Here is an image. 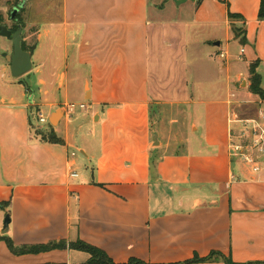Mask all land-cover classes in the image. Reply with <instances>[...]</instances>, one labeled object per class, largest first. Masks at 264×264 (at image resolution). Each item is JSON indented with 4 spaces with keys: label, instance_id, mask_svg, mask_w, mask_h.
Masks as SVG:
<instances>
[{
    "label": "crops",
    "instance_id": "obj_1",
    "mask_svg": "<svg viewBox=\"0 0 264 264\" xmlns=\"http://www.w3.org/2000/svg\"><path fill=\"white\" fill-rule=\"evenodd\" d=\"M2 2L5 19L16 0ZM260 4L26 0L33 78L5 79L12 75L1 53L12 46L0 36V203H10L0 208V236L16 246L83 241L118 264H178L214 252L264 262V161L254 172L233 150L254 125L246 121L264 113L239 118L242 106L262 104L250 91L258 62L264 90ZM230 12L242 19L230 21ZM233 25L245 30V45ZM71 103L86 110L70 117ZM43 110L49 126L64 112L42 130L62 144L36 134ZM90 258L69 248L16 255L0 241V264Z\"/></svg>",
    "mask_w": 264,
    "mask_h": 264
},
{
    "label": "trees",
    "instance_id": "obj_2",
    "mask_svg": "<svg viewBox=\"0 0 264 264\" xmlns=\"http://www.w3.org/2000/svg\"><path fill=\"white\" fill-rule=\"evenodd\" d=\"M22 1L23 0H16L15 7H17ZM23 10L24 9H22L21 11ZM258 18L260 21H264V0H261ZM229 19L230 21H233L234 19H242V17L236 14H232L230 12ZM3 21L4 19L0 12V25H2ZM19 25L25 28V25L21 21L20 17L17 16L15 19V25L14 27L11 28V30L13 32L17 31ZM232 30L235 34V38L240 40V44L245 45L247 43L245 30L243 28H237L234 25L232 26ZM23 48L24 50L30 51V52H32L34 49V48L27 47L25 43H23ZM258 63H253L251 64V67H250V75H251L250 91L254 95H257L264 102V90L261 87V77L256 72V68L259 65ZM50 128H52L51 125H50ZM36 134L41 138L43 142L52 143V144H62L63 143V140L60 139L56 135L53 129L49 132H43L42 130L37 129ZM0 208L9 211L10 203H0ZM6 220L9 221V224H10L11 218L9 214ZM0 241H4L7 244L10 251L16 255L39 254V253L48 252L52 250H57V249L62 250V249L69 248V249L84 251L90 254L91 258L87 264H118V263H115L104 251L94 246H91L83 241H77L75 243H70L69 245L67 244V242L61 241V242H51L46 245H35V246H16L14 242L12 241V239L8 236H0ZM218 260L223 261L225 264H238V263H235L230 257H226L219 252H214L207 258L201 259V258L196 257L195 259L191 261H187L184 263H178V264L212 262V261H218ZM123 264H148V263L142 262L137 259H131L128 263H123ZM244 264H264V262H249V263H244Z\"/></svg>",
    "mask_w": 264,
    "mask_h": 264
},
{
    "label": "water",
    "instance_id": "obj_3",
    "mask_svg": "<svg viewBox=\"0 0 264 264\" xmlns=\"http://www.w3.org/2000/svg\"><path fill=\"white\" fill-rule=\"evenodd\" d=\"M186 1V0H185ZM26 0H23L12 11L11 18L16 19V16L22 9L25 8ZM0 36L12 42V51L10 53H1V56L10 66V72L13 78L18 79L30 73L33 70L32 53L23 48V27L19 25L17 31L13 32L9 27L0 25ZM63 111H58L50 120L53 127L58 125V120L63 116ZM9 221H5L4 231L8 232Z\"/></svg>",
    "mask_w": 264,
    "mask_h": 264
},
{
    "label": "rangeland",
    "instance_id": "obj_4",
    "mask_svg": "<svg viewBox=\"0 0 264 264\" xmlns=\"http://www.w3.org/2000/svg\"><path fill=\"white\" fill-rule=\"evenodd\" d=\"M3 0H0V8H2V4H4L3 2H2ZM43 2H47V0H42ZM55 1V0H54ZM26 7L27 6H25V9L24 10H26ZM24 10L23 11H21V12H19L18 14H17V16H19L20 17V19H21V21L23 22V20H24V18H25V15H26V13H24ZM13 11V8H12V6H10L9 7V11H7L6 13H7V16L5 15L4 16V21H3V23H2V25H5V26H7V27H10V29L12 28V27H14V25H15V22H13L12 20H10L9 18H10V16H11V12ZM175 14H177V13H175ZM173 14H171L170 16H172ZM16 16V17H17ZM24 24V23H23ZM37 26V25H36ZM23 33H24V35L26 36V41H27V45H29L30 47L31 46H33L34 44H35V42H36V35L35 34H33L32 32H31V26H26L25 25V28H23ZM0 41L2 42V43H4L5 42V40H3V39H0ZM11 46H12V42H10V49H11ZM237 50L239 51L240 50V48H237ZM38 55H37V57L34 59V61H35V67L37 66V59H38ZM3 61V57H1V62ZM33 71H31L30 73H28V74H26V75H24L23 77H24V79H29L30 77H34L33 76ZM5 79L6 80H10V81H12V79H14L12 76H10L9 75V73L8 72H6V75H5ZM261 100V99H260ZM262 101V100H261ZM262 104H259V106H257V105H254L253 107H251V106H242V108L240 109V114H239V118H240V120H246V118H257V115L258 116H260V114L262 113V111L264 112V110H263V108H264V102L262 101L261 102ZM78 104V103H77ZM263 106V107H262ZM258 107H259V109H261L262 108V110H258ZM254 108L256 109L255 111H254ZM257 112V113H256ZM43 115L46 117V119L48 120V118H49V116H50V112L49 111H47V110H43ZM64 123V122H63ZM261 125H263L264 124V113H263V115L261 114V121L259 122ZM62 126H63V124H62ZM61 126V127H62ZM35 127L37 128V129H39V130H45V131H48L47 129H49L50 128V126H49V124H46V125H39V124H37L36 123V125H35ZM61 127H60V129H61ZM246 128H245V132L243 133V135H242V137H241V139H240V144H243V145H245V146H250V144H251V142H252V139H253V129H252V126L251 127H249L248 128V125H246L245 126ZM80 150V149H79ZM76 152V154L78 155V157L80 158V157H82L83 155L78 151V150H76L75 151ZM259 161L261 162V161H264V159L261 157V158H259Z\"/></svg>",
    "mask_w": 264,
    "mask_h": 264
},
{
    "label": "built area",
    "instance_id": "obj_5",
    "mask_svg": "<svg viewBox=\"0 0 264 264\" xmlns=\"http://www.w3.org/2000/svg\"><path fill=\"white\" fill-rule=\"evenodd\" d=\"M224 57V55H221ZM78 110H86L85 104H68L66 106V113L68 116H73ZM38 124L39 125H46L48 124V120L42 113H38ZM248 124L254 123L252 126L253 129V139L250 146H245L243 144H236L233 146L235 155L240 156L243 161L253 167L254 172H260L261 162L259 158L264 159V124L261 125L260 123H256L254 121H246ZM73 157L76 156V152L72 154ZM73 177H78L76 173L72 175Z\"/></svg>",
    "mask_w": 264,
    "mask_h": 264
}]
</instances>
